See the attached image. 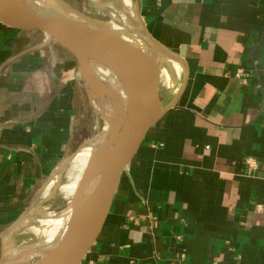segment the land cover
Wrapping results in <instances>:
<instances>
[{
	"label": "crops",
	"instance_id": "0c3cea01",
	"mask_svg": "<svg viewBox=\"0 0 264 264\" xmlns=\"http://www.w3.org/2000/svg\"><path fill=\"white\" fill-rule=\"evenodd\" d=\"M132 2L135 26L179 58L160 59L173 107L122 172L83 264H264V0ZM46 42L0 23V234L84 142L78 63Z\"/></svg>",
	"mask_w": 264,
	"mask_h": 264
},
{
	"label": "water",
	"instance_id": "95a60500",
	"mask_svg": "<svg viewBox=\"0 0 264 264\" xmlns=\"http://www.w3.org/2000/svg\"><path fill=\"white\" fill-rule=\"evenodd\" d=\"M55 1L60 9L52 6L35 9L29 0H0V23L21 31H40L47 36L46 44L56 42L70 52L78 63L93 110L104 122L108 121L110 130L87 162L66 208L70 210L69 217L44 256L35 262L21 261L22 257L7 253L4 239L30 216L32 205L48 181L62 172L81 147L92 140L83 142L63 160L26 210L0 234L3 239L0 264H83L107 219L122 172L146 141L151 128L173 107L166 105L160 95L162 73L154 49L170 60H179L176 55L152 38L145 28L135 25L129 28L130 32L143 35L144 44H138L114 29L112 19L105 22L76 10L65 0ZM89 1L104 8L96 0ZM117 3L127 14L121 1ZM94 62L111 72L116 86L96 73Z\"/></svg>",
	"mask_w": 264,
	"mask_h": 264
},
{
	"label": "rangeland",
	"instance_id": "374dc122",
	"mask_svg": "<svg viewBox=\"0 0 264 264\" xmlns=\"http://www.w3.org/2000/svg\"><path fill=\"white\" fill-rule=\"evenodd\" d=\"M65 1L76 10H79L89 16H92L94 18H97L105 22L110 21L112 19L111 16L104 11V9L106 8L105 6L107 5L112 6L115 9L114 11L115 13L121 11V8L118 6L117 0H96L102 5L104 4V8L93 4L89 0H65ZM129 1L130 0H124L126 4L130 3ZM48 2H49L48 4L52 7L58 9L61 8V6L55 0H49ZM132 8L134 9L133 4H132ZM164 72H168V71L164 69ZM173 81L175 82L174 77H173ZM163 95H164V91H163ZM86 98L87 99H85L83 106L82 123L77 128V134L79 140L82 139L84 140V142L91 141L96 136H98L102 132L104 126V121L102 120L101 116L96 111L93 110L90 101L88 99L87 92H86ZM59 166L60 165H58L57 167ZM70 171H71V166L70 164H68L62 170V172L58 174V177L56 178L57 181L59 179V184L69 182ZM45 189L42 195L40 196V198L37 200V202L32 205V208L30 209V216L27 217L16 228H14L11 231V234L8 235V238L6 239L7 242H5V244L7 248V253H9L10 255H12L13 250L23 249L24 251L26 249L38 247L40 246V244L45 243L47 235L44 230L46 226L41 223L40 218L44 217L47 214L60 213L64 209H66L67 206L69 205L72 195L62 190L58 185L56 186V183L49 191L45 192ZM21 259H22L21 261L35 262L40 259V256H34L31 258H21Z\"/></svg>",
	"mask_w": 264,
	"mask_h": 264
},
{
	"label": "bare ground",
	"instance_id": "6f19581e",
	"mask_svg": "<svg viewBox=\"0 0 264 264\" xmlns=\"http://www.w3.org/2000/svg\"><path fill=\"white\" fill-rule=\"evenodd\" d=\"M31 4L34 6L35 9H41L46 6H50L48 3L49 0H29ZM122 6L125 10H127V14H125L122 10L120 12L115 13V9L112 6H106L105 12L110 14L112 16L111 24L124 37L127 39L136 42L138 44H144L143 41V35L140 34V32L129 31V28H133L135 25L136 18V12L132 8V0H130L128 4L124 2V0H120ZM114 9V10H113ZM146 44V42H145ZM154 54L161 60H170L166 55H164L160 50L154 49ZM164 67V66H163ZM180 67V66H179ZM93 68L96 71V73L107 83H109L112 86H116V80L114 76L104 68V66L100 63L94 62ZM167 77V80L170 84H174L173 76L169 72H165ZM177 73V72H176ZM180 73V71H179ZM178 75V73H177ZM180 76V75H179ZM163 79V78H162ZM166 80V79H165ZM98 104H102V102L99 101ZM105 108V107H104ZM110 130V124L108 121L104 122V126L102 129V132L96 136L94 139H92L91 143L86 144L81 147V149L77 152V154L74 156L72 161L70 162L71 171L69 174V182L59 184V179L57 181L58 174L54 175L49 183L46 185L45 192L49 191L53 185L56 183V186L58 185L62 190L68 192L70 195H73L75 192L80 177L82 175V172L89 161V159L92 157L94 152L98 151L99 146L102 144V142L105 140L108 132ZM130 164V163H129ZM67 175V174H66ZM60 176V175H59ZM70 214L69 209H64L60 213H51L47 214L44 217L40 218V221L43 225L46 226L45 233L47 235L45 243L40 244V246L35 247L34 249H31L29 251H23V249H16L13 250L12 255L19 256L22 258H31L34 256H44V254L47 252L48 248L51 244H53L57 238V236L60 234L61 230L63 229L68 217ZM39 228V227H38ZM8 236L5 237V241L7 242Z\"/></svg>",
	"mask_w": 264,
	"mask_h": 264
},
{
	"label": "built area",
	"instance_id": "2783aa9c",
	"mask_svg": "<svg viewBox=\"0 0 264 264\" xmlns=\"http://www.w3.org/2000/svg\"><path fill=\"white\" fill-rule=\"evenodd\" d=\"M235 76H236L237 78H242L243 81H246V70L243 69V68H238V69L236 70V72H235ZM247 163H248V167H249V171H248V173L253 172V171H254L255 169H257L258 166H259L258 161L255 160V159H249V160L247 161Z\"/></svg>",
	"mask_w": 264,
	"mask_h": 264
}]
</instances>
